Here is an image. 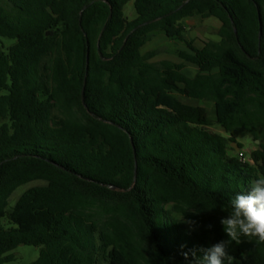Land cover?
<instances>
[{"label": "trees", "instance_id": "16d2710c", "mask_svg": "<svg viewBox=\"0 0 264 264\" xmlns=\"http://www.w3.org/2000/svg\"><path fill=\"white\" fill-rule=\"evenodd\" d=\"M195 16L219 40H189ZM158 33L194 76L142 52ZM0 36V264L20 244L41 247L34 264H184L226 239L230 199L264 176V0H0ZM240 131L252 162L230 153ZM227 247L264 264L256 238Z\"/></svg>", "mask_w": 264, "mask_h": 264}, {"label": "rangeland", "instance_id": "374dc122", "mask_svg": "<svg viewBox=\"0 0 264 264\" xmlns=\"http://www.w3.org/2000/svg\"><path fill=\"white\" fill-rule=\"evenodd\" d=\"M124 12L130 20L135 18L136 12L134 8V1H130L125 5ZM183 24L186 27L187 38L189 40L194 39L195 45L197 46H201L203 41L205 40H219V30L221 28V22L214 17H189L184 20ZM13 43V39L0 36V46L3 47L4 50H7L9 46H11ZM156 49L159 52L154 58H152V61L168 59L175 62H183L186 65L183 71L188 76H194L199 71V68L196 65L183 60L178 55V52L180 50H189L188 46L184 42L172 40L166 35L158 33L153 36L152 39L143 47L142 52L145 54L151 50ZM197 103L199 105L207 107L209 111V116L214 121L215 110L213 104L207 101H199ZM209 129L213 132L221 133L227 137L230 136V133L224 131L221 126H219L217 123H214L212 126H210ZM234 136L236 142L230 143V153L237 156L239 155L240 151H244L246 157H248V159L251 158V152L258 147L259 143L257 141H254L253 138L246 132H236ZM238 144H241V146H239ZM28 187L29 185H23L14 192V194L9 200V208H11L15 204L18 197ZM180 218H182V216H180ZM182 221L185 222L186 220L183 218ZM3 222L6 225H10L6 219H3ZM40 250V246L20 244L16 249L13 250L15 260L8 264H34V262L38 259L40 255Z\"/></svg>", "mask_w": 264, "mask_h": 264}, {"label": "clouds", "instance_id": "9594fccd", "mask_svg": "<svg viewBox=\"0 0 264 264\" xmlns=\"http://www.w3.org/2000/svg\"><path fill=\"white\" fill-rule=\"evenodd\" d=\"M230 207L231 211L220 220L226 239L200 248L199 255L195 250L184 252V264H235L229 244H239L242 237L264 242V176H258L245 190L236 193L230 199ZM177 220L182 221L183 217ZM185 222L195 230V221Z\"/></svg>", "mask_w": 264, "mask_h": 264}, {"label": "built area", "instance_id": "2783aa9c", "mask_svg": "<svg viewBox=\"0 0 264 264\" xmlns=\"http://www.w3.org/2000/svg\"><path fill=\"white\" fill-rule=\"evenodd\" d=\"M239 157H240L242 160H247V161H251V162H252V159H251V158L248 159V157H246V154H245L244 151H240V152H239Z\"/></svg>", "mask_w": 264, "mask_h": 264}, {"label": "water", "instance_id": "95a60500", "mask_svg": "<svg viewBox=\"0 0 264 264\" xmlns=\"http://www.w3.org/2000/svg\"><path fill=\"white\" fill-rule=\"evenodd\" d=\"M86 83H87V78H85V82H84V87H83V90H82V96H83V101L85 102V86H86ZM133 142V140H132ZM257 142L259 143V140H257Z\"/></svg>", "mask_w": 264, "mask_h": 264}]
</instances>
